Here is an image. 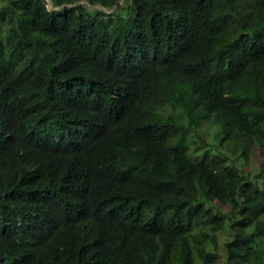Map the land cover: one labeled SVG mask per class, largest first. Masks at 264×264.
<instances>
[{"label":"trees","instance_id":"obj_1","mask_svg":"<svg viewBox=\"0 0 264 264\" xmlns=\"http://www.w3.org/2000/svg\"><path fill=\"white\" fill-rule=\"evenodd\" d=\"M124 1L0 0V264H264V0Z\"/></svg>","mask_w":264,"mask_h":264},{"label":"rangeland","instance_id":"obj_2","mask_svg":"<svg viewBox=\"0 0 264 264\" xmlns=\"http://www.w3.org/2000/svg\"><path fill=\"white\" fill-rule=\"evenodd\" d=\"M82 1L85 2V0H82ZM131 4H132V3H131L130 0H127V1L125 0V1L123 2V8H122V9L126 8L128 5H131ZM88 6H89L91 9H92V8H99V7H101L100 5H92V4H90V3H88ZM48 7H49V9H55V8H57V6H54L52 2H49V3H48ZM106 10L109 11V9H106ZM122 11H123V10H122ZM123 13H124V11H123ZM254 157H255V159L257 160V162H256L257 167H261L262 165H264V149H261V150L259 149V150L257 151V153L255 154ZM227 236H228L227 232H226V231L223 232V233L221 234V240L224 241V239H226ZM222 260H223V258H221L219 262H217V263H212V264H221V263H222Z\"/></svg>","mask_w":264,"mask_h":264},{"label":"water","instance_id":"obj_3","mask_svg":"<svg viewBox=\"0 0 264 264\" xmlns=\"http://www.w3.org/2000/svg\"><path fill=\"white\" fill-rule=\"evenodd\" d=\"M49 2H52V0H48Z\"/></svg>","mask_w":264,"mask_h":264}]
</instances>
